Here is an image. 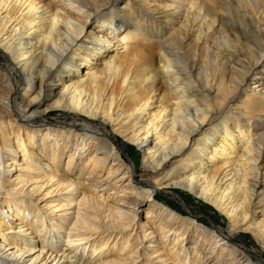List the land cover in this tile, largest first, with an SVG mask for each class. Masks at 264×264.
I'll return each instance as SVG.
<instances>
[{
	"label": "bare ground",
	"instance_id": "bare-ground-1",
	"mask_svg": "<svg viewBox=\"0 0 264 264\" xmlns=\"http://www.w3.org/2000/svg\"><path fill=\"white\" fill-rule=\"evenodd\" d=\"M0 53V264H262L264 0H0Z\"/></svg>",
	"mask_w": 264,
	"mask_h": 264
},
{
	"label": "rangeland",
	"instance_id": "rangeland-1",
	"mask_svg": "<svg viewBox=\"0 0 264 264\" xmlns=\"http://www.w3.org/2000/svg\"><path fill=\"white\" fill-rule=\"evenodd\" d=\"M121 2V1H119ZM117 2V3H119ZM92 19L89 21L91 22ZM92 26H88V28ZM4 59L0 53V69L4 67ZM253 80H250L247 83L246 86V92H251L254 90ZM253 86V87H252ZM66 114V113H64ZM57 115L56 111H49L47 115V119L49 121H54V120H61L62 116ZM56 117V118H55ZM61 117V118H60ZM65 119L67 121L73 122V117L69 114L65 115ZM120 144L124 143L121 141L120 138H117ZM130 146V145H129ZM130 149H127L126 151L130 153ZM123 160L125 162H128L129 160L125 157V155L122 156ZM141 172L139 171L136 175V178L139 180L140 179ZM174 194H169V193H157L158 194V199L157 201H166L168 203L167 206L170 205V208H175L181 211L183 215H188L186 211H184L182 204L180 202V198L182 201L185 202L186 206L191 210L193 217L197 219L201 224L208 228H216L219 229L224 235L227 234V224L224 220V218L216 211L214 210L211 206L205 203H196L194 200L186 197L185 195L177 196L175 193ZM231 242H233L236 246H238L241 250H243L246 253L253 254L255 257V260L260 261L262 264H264V252L259 251V244L256 242L254 239H252L248 234H242V233H236L231 237Z\"/></svg>",
	"mask_w": 264,
	"mask_h": 264
}]
</instances>
